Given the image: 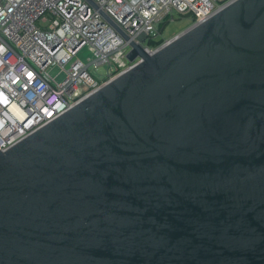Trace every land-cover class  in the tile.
I'll return each instance as SVG.
<instances>
[{
  "label": "water",
  "instance_id": "95a60500",
  "mask_svg": "<svg viewBox=\"0 0 264 264\" xmlns=\"http://www.w3.org/2000/svg\"><path fill=\"white\" fill-rule=\"evenodd\" d=\"M0 151V264H264V0H236Z\"/></svg>",
  "mask_w": 264,
  "mask_h": 264
},
{
  "label": "built area",
  "instance_id": "2783aa9c",
  "mask_svg": "<svg viewBox=\"0 0 264 264\" xmlns=\"http://www.w3.org/2000/svg\"><path fill=\"white\" fill-rule=\"evenodd\" d=\"M236 0H0V151L46 127L165 44L161 26L198 25ZM89 48V63L78 54ZM60 67L62 82L48 70ZM105 67L102 79L90 68Z\"/></svg>",
  "mask_w": 264,
  "mask_h": 264
},
{
  "label": "rangeland",
  "instance_id": "374dc122",
  "mask_svg": "<svg viewBox=\"0 0 264 264\" xmlns=\"http://www.w3.org/2000/svg\"><path fill=\"white\" fill-rule=\"evenodd\" d=\"M190 27H192L191 17H179L176 15L173 21L166 23L165 28L160 33V36L163 38V43L165 44L173 40L175 37L182 34ZM78 58L88 64L89 61L93 58V55L90 52L89 48H84L78 54ZM48 72L58 82H62L66 77V74L60 67L50 68ZM90 72L95 78L102 79L101 76L106 72V68L100 67L99 69L95 70L93 67H91Z\"/></svg>",
  "mask_w": 264,
  "mask_h": 264
},
{
  "label": "trees",
  "instance_id": "16d2710c",
  "mask_svg": "<svg viewBox=\"0 0 264 264\" xmlns=\"http://www.w3.org/2000/svg\"><path fill=\"white\" fill-rule=\"evenodd\" d=\"M166 23H167V22H166ZM166 23H164V24L161 26V31L165 28Z\"/></svg>",
  "mask_w": 264,
  "mask_h": 264
}]
</instances>
